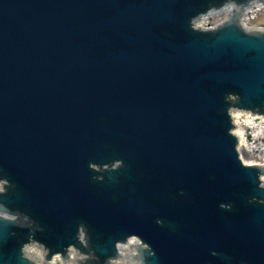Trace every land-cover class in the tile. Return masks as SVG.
<instances>
[{
    "label": "water",
    "instance_id": "95a60500",
    "mask_svg": "<svg viewBox=\"0 0 264 264\" xmlns=\"http://www.w3.org/2000/svg\"><path fill=\"white\" fill-rule=\"evenodd\" d=\"M214 1L0 0V264H108L132 236L143 264H264L227 102L264 106V38L191 29Z\"/></svg>",
    "mask_w": 264,
    "mask_h": 264
},
{
    "label": "bare ground",
    "instance_id": "6f19581e",
    "mask_svg": "<svg viewBox=\"0 0 264 264\" xmlns=\"http://www.w3.org/2000/svg\"><path fill=\"white\" fill-rule=\"evenodd\" d=\"M258 7H260V4L248 7V10H254ZM235 120L239 130L235 133L240 138L242 147L250 149L249 141L251 144H257L258 141L261 142V138L264 139V115L238 111L235 114ZM29 249L33 257H39V260L43 261V252L40 249L36 247H29Z\"/></svg>",
    "mask_w": 264,
    "mask_h": 264
},
{
    "label": "rangeland",
    "instance_id": "374dc122",
    "mask_svg": "<svg viewBox=\"0 0 264 264\" xmlns=\"http://www.w3.org/2000/svg\"><path fill=\"white\" fill-rule=\"evenodd\" d=\"M226 17V13H219L218 15L212 17L208 22L210 24L218 23L222 21ZM250 26L252 27H264V7L256 13L250 20ZM249 144L251 146L250 149L245 148L243 150L244 158L247 161H255V162H261L264 163V139L261 138V142L258 141L256 144H251L249 141Z\"/></svg>",
    "mask_w": 264,
    "mask_h": 264
}]
</instances>
